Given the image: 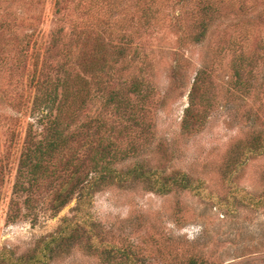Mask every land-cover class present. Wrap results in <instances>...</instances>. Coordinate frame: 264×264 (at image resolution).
<instances>
[{
  "label": "rangeland",
  "instance_id": "1",
  "mask_svg": "<svg viewBox=\"0 0 264 264\" xmlns=\"http://www.w3.org/2000/svg\"><path fill=\"white\" fill-rule=\"evenodd\" d=\"M212 1L0 0V264L63 218L91 233L39 264H264V0ZM63 99L56 159L127 177L80 213L46 178L27 209L19 159Z\"/></svg>",
  "mask_w": 264,
  "mask_h": 264
},
{
  "label": "trees",
  "instance_id": "2",
  "mask_svg": "<svg viewBox=\"0 0 264 264\" xmlns=\"http://www.w3.org/2000/svg\"><path fill=\"white\" fill-rule=\"evenodd\" d=\"M206 2L207 4L202 3L203 7H206V11H211L213 1L206 0ZM200 72L202 74L203 70H200ZM63 100L58 102L54 116L50 114V111L44 114L48 122L45 127V136L42 139L30 141L19 159L14 189L15 192H25L24 203L27 209L34 208V192L42 186L46 178H49L47 184L51 191L49 209L53 212H59L71 200L76 198L77 205L75 209L80 213L85 211L90 204L92 193L102 183L114 178H117V181H123L127 177L126 174H122L123 172L118 173L109 165L104 164L106 156L103 153L95 158L91 154L81 155L78 149H75L67 157L56 159V156L61 155L64 150H68L69 138L62 136L60 132V117L66 99ZM112 146L114 147L109 142L102 146L101 149L105 152H111L113 151ZM60 170L64 172L61 178L59 177ZM131 172L132 170L127 174H131ZM140 176H142V173L136 174V177ZM79 233L87 235L91 233L90 227L86 225L84 220L78 222L75 219L63 218V222L55 233L51 235V239L43 244V249L41 247L45 256L44 254H42V257L28 256V258H21L18 261H12L10 257L3 256V260H7L8 264L42 263L46 259V252H57V250L64 248ZM189 264L199 263L191 261Z\"/></svg>",
  "mask_w": 264,
  "mask_h": 264
}]
</instances>
